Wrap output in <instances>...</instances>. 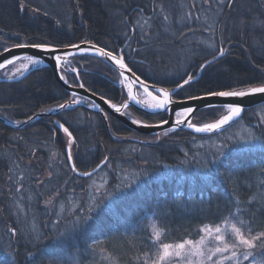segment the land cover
Returning a JSON list of instances; mask_svg holds the SVG:
<instances>
[{
    "label": "trees",
    "instance_id": "obj_1",
    "mask_svg": "<svg viewBox=\"0 0 264 264\" xmlns=\"http://www.w3.org/2000/svg\"><path fill=\"white\" fill-rule=\"evenodd\" d=\"M25 2L29 6L21 9L20 0H0V52L18 43L47 41L62 48L69 42H91L117 53L125 52L126 62L142 74V78L149 76V83L159 80L160 73L173 74L165 83H158L157 86L163 87H174L173 81L179 82L176 74L183 73L188 64L191 67L187 71L195 72L201 63L211 58L212 50L203 43L209 40L208 33L185 31L180 37L179 32L185 30L181 25L170 22L165 25L167 32L159 27L162 16L154 10V5L162 3L175 14L178 9L174 10L173 5L183 3L186 10L193 0ZM196 3L199 5L200 0ZM37 7L39 13L30 10ZM141 8L146 11L138 15ZM225 12V17L221 18L223 31L217 29L214 38L217 50L222 42L225 55L201 72L191 88L186 86L185 90L174 94L173 99L199 94L206 87L239 89L264 82L261 71L264 69V0H237L236 7ZM148 16L156 17L155 27L148 30L152 32L149 43L155 55L137 56L129 52L128 46L142 47L139 37L143 30L134 25L138 20L143 23ZM241 17L245 21L243 25ZM188 27L199 28V25L193 23ZM189 50L196 55L189 54L186 59ZM141 59L145 64L136 63ZM10 66L1 69V78H7ZM63 67L71 85L78 84L71 71L77 68L79 82L85 83L90 92L103 95L117 105L127 99L124 88L118 83V74L99 57L76 55ZM71 98L55 81L49 67H38L18 80L0 81V116L4 119L7 116L8 121L24 120ZM124 112L146 124L166 119L164 113L147 114L132 106ZM223 114L226 110L222 107L208 113L201 109L193 115V122L198 125L212 122ZM261 116H264V103L245 110L239 120L223 132L194 134L176 130L160 141H155L156 135L130 130L110 115L105 125L97 112L82 106L40 117L22 128L14 129L0 122V257H5L6 249L2 251V246L6 245L10 257L14 258L18 251L19 264H23L26 251H35V245L50 249L57 257L74 254L83 264H142L143 253L149 251L152 240L150 218L157 230L163 229L159 244H176L186 239L197 241L203 234L199 231L202 226H220L237 207L241 209L240 219L250 222L256 231L264 230V139L229 142L230 147L245 151L221 157L222 166L202 167L203 161L211 160V154L226 142L225 137L236 133L244 135V130L250 128H255L256 136L260 137L264 131V124L259 123ZM54 121L70 125L76 139L72 152L80 171H91L105 155L109 156L111 166L101 165L90 178L71 173L66 166L67 135L62 130L53 135ZM145 170L148 176L141 174ZM100 175L106 180L98 186L91 184V178ZM19 181L23 182V191L16 193ZM121 184H131V188L117 190ZM57 190L60 197L50 210L44 200ZM107 193L112 195L106 196ZM91 196L97 201L112 202L110 210L105 211L102 206L95 214L104 227L88 230L87 236L98 244L85 251L91 239L83 236L67 244L59 243L56 236L59 228L53 224L59 205L71 201L78 206L83 203L87 209ZM17 201L23 211L16 207ZM12 227L18 229L16 237L8 231ZM37 235L40 241L33 239L32 245L26 248L27 239Z\"/></svg>",
    "mask_w": 264,
    "mask_h": 264
},
{
    "label": "snow or ice",
    "instance_id": "obj_2",
    "mask_svg": "<svg viewBox=\"0 0 264 264\" xmlns=\"http://www.w3.org/2000/svg\"><path fill=\"white\" fill-rule=\"evenodd\" d=\"M236 4L237 0H200V4L197 5L196 0H193L192 4L187 7L186 10L183 3L179 5H173L174 10L178 9L175 11V14H173L172 11L167 10L162 3L158 6L154 5V10L158 11L162 16L159 27L164 28L165 32L168 30L165 25H168L170 22H174L177 25L183 26L185 29L184 31L179 32L180 37L185 35V31L195 32L202 30L204 33L209 34V40L204 41L203 43H206L207 47L212 50L211 53H209L211 58L206 59L204 63H201L199 65V69L195 70V72L187 71V68L191 67V64H188L185 67L183 73L176 74V79L179 82L173 81L174 87L157 86L158 83H165L167 81V77L173 74L160 73L159 80L149 83V76L145 75L144 78H142V74H138L137 71L134 70V67L130 66L129 62H126L125 52L121 51L117 53L115 50H108L106 47H100L91 42H86L88 46H81V44L69 42L64 45L63 49L58 48L55 43H49L47 41L36 43H18L13 45V47H30L37 49L40 50L41 56L36 57L34 55H13L10 59H4L3 62L0 63V69H6L7 66L14 65L17 61H27V63H22L19 69H16V72L22 76L24 75V71L22 70H28L30 65L36 66L44 64L45 60L43 56L47 55L54 61V71L58 73V79L62 81L63 84L70 85V81L67 78V71L64 69L62 61L67 62V58L69 56H74L76 54H79L81 57H83L85 54L95 55L97 57L105 58L115 67V70L118 72L119 85H121L122 88L127 89L128 100L134 101L141 107L151 109L153 114L160 115L163 112L171 111L172 105H185L188 101H204L205 103L203 104V108L205 113L214 112L221 107L226 110V114L219 116L218 119H215L212 122L201 123L199 125L193 122V115L199 111V105L180 107L175 111V120L172 121L171 125L166 128L165 126L170 124V121L166 119H161L155 125L143 124V122L139 119H133L131 121L132 124L137 126L163 128V131L156 134L155 141H160L161 137H167L169 133L175 132L180 127H186L196 133L223 132L226 128L231 127L234 122L239 120L242 113L246 109L240 102H228L221 105L208 102L209 98H244L257 94L264 96V82L259 84H250L246 88L239 89L229 88L226 90H215L213 87H206L199 94H188L181 100H174L173 95L185 90L186 86L191 88L193 84L197 82L198 76L201 72L205 71L208 66L216 63L219 58L225 55L226 50L225 47L222 46V42L221 46H219L217 50L214 38L216 36L217 29H220L221 32L223 31L224 22L221 18L225 17L226 15L225 9H227L228 12H231L236 7ZM28 6L29 5L25 2V0H20L21 9H24ZM197 9L199 10L198 13L194 11ZM30 10L35 13L40 12V8L38 7ZM145 11L146 9L144 8L139 9L138 15L139 13H143ZM205 13H212V15H205ZM44 15H47V13L45 12ZM155 20L156 17L148 16L143 19V23H140L139 20L137 21V23L134 25V28L139 27L143 30L139 37L140 41H143V45L142 47L138 48H132L129 45V52L134 53L137 56L141 55L142 53L145 56L148 54L155 55V53L151 51V45L149 43L152 32L148 31L149 29L155 27L153 23ZM193 23L198 24L199 28L188 27V25ZM244 23V18L241 17L240 24L243 25ZM157 39H159L158 35ZM67 49H73L75 52L67 51ZM3 51L9 52L11 49L4 48ZM189 54L194 57L196 52L189 50V52L185 54L186 59L188 58ZM136 63L143 65L145 64V60L141 59ZM71 71L75 73V80L79 81V70L77 68H72ZM149 71H151V69H149ZM261 71L264 72V69H261ZM6 75L9 80L14 78V74L6 73ZM235 82L238 83L239 81ZM133 85L143 90V94L146 99H137V96L133 94ZM76 86L80 89H85L86 87L85 83L83 82ZM87 91L91 90L87 89ZM92 95L95 96V92H92ZM71 97L72 98L69 101L56 104L55 109H44L43 112L34 113L33 115L27 116V118L24 120H15L10 122L17 125H27L30 121L38 119L40 115L44 114L45 112H52L55 114L57 110H70L72 105H78L82 103H86L89 108L97 109L99 112L104 113L103 119L110 120L109 115L104 112V109L101 107V105L96 103L94 100L90 101L88 96H80L77 92L73 91L71 93ZM99 98L100 100L104 101V103L107 104L111 109H113L115 113L125 115L126 113L122 112V109L126 110L129 108V103L127 100L124 101L123 104L117 105L112 103L110 100H106L103 95H101ZM5 118L8 119L7 116ZM259 123L264 124V116L260 117ZM53 124V135H55L57 130H62L63 133L67 135L66 166L70 168L71 173L79 177L90 178L95 174L96 169L101 167V165L109 167L111 166L108 164L110 159L109 156L105 155L91 171H80L72 152V147L74 144H76V139L73 137L72 131H70V125L66 126V123L60 121H54ZM109 127H111L110 124ZM244 131V135L236 133L234 135L225 137L226 142L222 143L217 148L216 152L211 154V160L203 161L202 167L208 168L210 165L222 166L221 157L229 156L234 152L245 151L244 148L230 147L229 142L235 144L237 141L245 142L256 139H264V131L261 132L260 137L256 136L255 128L245 129ZM117 139L119 140L121 138L117 136ZM54 158L55 153H53V159ZM84 163L87 164L89 162L84 161ZM144 163L147 164V160H145ZM15 166L19 167V165ZM141 174L148 176V172L146 170ZM51 175L52 173L49 172L48 176ZM37 183L39 184L40 181L38 180ZM133 183L135 182L133 181ZM121 187L130 189L131 184L118 185L117 190H119ZM137 187H139V185H137ZM65 190L69 191L67 188H65ZM22 191L23 182L19 181V186L15 188V192L20 193ZM111 195V193L106 194V196L109 197ZM59 197V190L54 191L52 195L44 200V204L51 210L55 207L54 201L59 199ZM29 199L31 198L29 197ZM102 206L105 211H108L112 208V202H106L105 200L97 201L95 196H91L89 202L87 203V209H85L83 203L79 206L75 203H72L71 201L60 204L59 211L55 212L57 220L53 222L54 227L59 228V231L56 233L58 242L61 244H67L68 242L77 240L79 237L83 236L91 239V243L86 245L85 251L88 249H94L98 244V241L88 237L87 233L90 228L94 230H101L104 227L103 222L97 219L95 216L97 209L101 208ZM16 207L23 211V208L18 201L16 202ZM240 215L241 209L239 207H237L234 211H231L229 215L224 218V224L228 225V228L224 230H222L219 225H217L214 229L210 225H204L199 229L200 232L207 233L208 236L214 235L215 241L218 242L217 246L214 249H210L207 253H205L203 250H200L201 245L204 243L203 237L195 245L190 239H186L182 243H176L175 245L163 243L160 245L163 251L159 255V260L153 261L149 252H144V264H160V261H164L169 258H180L181 261L186 260L187 264H243V262L248 261L250 257L253 260V264H264V230L252 234L253 229L250 222L240 219ZM152 227L153 235L151 243L155 245L160 241L163 229L157 230L155 222H153ZM8 231L13 237L18 235V229L15 227L8 229ZM222 231H224L223 235L221 234ZM33 239L37 242L40 241L39 235L33 238H28L25 245L26 248L28 245H32ZM221 244L223 245L222 247L219 246ZM33 247H35V251H26L23 258V264H45V257H47V264H62V261L58 259L50 249L37 247L35 245H33ZM257 250L259 260H257V256L254 255ZM19 255L20 254L17 251L14 258L2 259L0 260V264H19ZM217 257H219V259H217ZM241 257L243 260H241ZM140 258L141 257L138 256L136 259L139 260Z\"/></svg>",
    "mask_w": 264,
    "mask_h": 264
},
{
    "label": "water",
    "instance_id": "obj_3",
    "mask_svg": "<svg viewBox=\"0 0 264 264\" xmlns=\"http://www.w3.org/2000/svg\"><path fill=\"white\" fill-rule=\"evenodd\" d=\"M78 44H81V46H88L86 42H80ZM63 48L64 47H62L61 49H63ZM9 49H11V51H9V52H4V51H1L0 52V63H2L4 59H10L11 56H13V55H21V56L22 55H34L36 57H40L41 56L40 50L33 49V48H30V47H26V48H14V47H10ZM67 51L75 52V50H73V49H67ZM76 55H79V54H76ZM76 55H74V56H76ZM87 55H90V54H87ZM92 56H94V55H92ZM71 57L72 56H69L67 58V62L70 61V58ZM43 58L45 60V63L44 64L36 65V66H31L28 70H25L24 71V75H22V76L21 75H18L13 80H18L20 78H23L26 74H28L31 70H33L35 68L46 66V67H49L51 69L52 75L54 76L55 81L60 85V87H62L64 90H66L69 94H71L73 91H75L80 96H88L90 101L91 100H94L96 103H99L101 105V107L104 109V112H106L108 115H110L113 118H115L116 120H118V122H120L125 127L129 128L130 130H132L134 132H137L139 134H144V135H150V134L151 135H156L157 133H159V132H161V131L164 130L163 128L144 127V126L134 125L131 122L133 119L127 117L126 115H121L119 113H115L113 109H111L107 104L104 103V101L100 100V98H99L100 96H97V95L93 96L92 95V92L87 91L86 88L85 89H80L76 85L75 86H73V85L70 86V85L63 84V82L58 79V73H56L54 71V61L51 59V57H49L47 55H44ZM99 58L102 59L104 62H106L109 66H111L115 70V67L111 64L110 61H107L105 58H101V57H99ZM65 63L66 62H63L62 61V64L63 65ZM5 80L12 81V79L11 80H9V79H3V78L0 77V81H5ZM79 83L80 82H78V84ZM137 88H138L137 86L133 85V93L136 96H137V92H136V89ZM137 99H138V97H137ZM127 101H128V103H129L130 106H132L133 108H135L139 112H143V113H147V114H149V113L150 114H153V112H152L151 109H147V108L141 107V106L137 105L134 101H130L128 99H127ZM208 102H212V103H215V104H221V105L223 103H228V102H240L242 104V106L247 110L249 108H252L254 106H257L259 104L264 103V96L257 94V95H254V96H249V97H244V98H219V97H216V98H209V101ZM204 103H205L204 101H188L187 104H185V105H181V104H174V105H172L171 106V111L163 112L164 114H166V120H169L170 121V124L169 125H166L165 128L166 127H169L171 125V122L175 120V118H176L175 117V111L178 110L180 107H182V106L199 105V110H201V109H204L203 108V104ZM72 106H82V107H84L86 109L95 111L103 119L104 113L99 112L97 109L89 108L88 106H86L85 103L78 104V105H72ZM51 109H55V107L54 108H51ZM57 112H59V110H57ZM122 112H124V109H122ZM38 113H41V112H38ZM55 114H53L52 112H45L44 114L40 115V117L51 116V115H55ZM32 121H34V120H32ZM32 121H30V122H32ZM103 121H104L105 125H107L106 120L103 119ZM0 122L3 123V124H5V125H7V126H10V127L14 128V129L15 128H22V127L25 126L24 124L17 125L15 123H12V122H10V121L2 118L1 116H0ZM143 124H145V123H143ZM148 125H155V124H148ZM177 130H186V131L192 132L194 134H202V133H196L193 130L188 129L186 127H180ZM203 134H210V133H203ZM66 152H67V150H66ZM97 170L98 169H96V171Z\"/></svg>",
    "mask_w": 264,
    "mask_h": 264
},
{
    "label": "rangeland",
    "instance_id": "obj_4",
    "mask_svg": "<svg viewBox=\"0 0 264 264\" xmlns=\"http://www.w3.org/2000/svg\"><path fill=\"white\" fill-rule=\"evenodd\" d=\"M22 63H27V61L21 60V61H17L14 65H11V66L9 65L10 66L9 67L10 74H14V77L16 75H19V73L16 72V69H19L20 65ZM31 66L32 65H30L29 67H31ZM22 71H25V70H22ZM124 90H125V93H126V96H127V89L124 88ZM136 92H137L138 99H146V97L144 96L143 91L141 89H139V88L136 89ZM127 99H128V96H127ZM91 179H92L91 180L92 181L91 184H93L94 186L101 185L102 181L106 180V178H103L101 175L97 176V177H94V178H91ZM92 188H93V186H92ZM152 224H153V219L150 218L149 219V227H150V229L152 231V235H153ZM220 227L222 228V230H224V229L228 228V225L224 224V222H223L220 225ZM212 228L214 229L215 227H212ZM256 232H258V231L253 229L252 234H255ZM221 234L223 235L224 231H222ZM200 236L201 237L197 241H193V242H194V245H195L203 237L204 238V243H203V245H201L200 250H203L205 253H207L210 249H214L217 246L218 242L215 241L214 235L213 236H208L207 233L203 232V234L200 235ZM160 245L161 244H159V242L157 244H155V245H153L152 243L150 245V248H149L148 252L152 256V260L153 261L159 260V255L163 251V249L160 247ZM173 245H175V244H173ZM219 246L222 247L223 245L221 244ZM7 248L8 247L6 245L2 246V251H4L5 249H6V251L4 252L5 257L4 256L2 258L0 257V260L5 259V258H11L10 254H9V249H7ZM254 255H256L257 256V260H259L258 250H257L256 253H254ZM57 258L62 261V264H83V263H80V261L78 260L77 256H75L74 254H72V255H63V256H59ZM217 259H219V257H217ZM194 260H195V258H194ZM241 260H243L242 257H241ZM142 264H144V261L142 262ZM160 264H187V261L186 260L181 261L180 258H169V259H166L164 261H160ZM243 264H253L252 258L250 257L249 260L246 261V262H243Z\"/></svg>",
    "mask_w": 264,
    "mask_h": 264
},
{
    "label": "bare ground",
    "instance_id": "obj_5",
    "mask_svg": "<svg viewBox=\"0 0 264 264\" xmlns=\"http://www.w3.org/2000/svg\"><path fill=\"white\" fill-rule=\"evenodd\" d=\"M134 94V93H133Z\"/></svg>",
    "mask_w": 264,
    "mask_h": 264
},
{
    "label": "flooded vegetation",
    "instance_id": "obj_6",
    "mask_svg": "<svg viewBox=\"0 0 264 264\" xmlns=\"http://www.w3.org/2000/svg\"><path fill=\"white\" fill-rule=\"evenodd\" d=\"M125 110V109H124Z\"/></svg>",
    "mask_w": 264,
    "mask_h": 264
}]
</instances>
